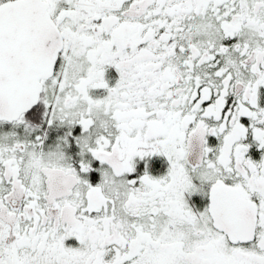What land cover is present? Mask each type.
I'll list each match as a JSON object with an SVG mask.
<instances>
[{"label": "snow or ice", "instance_id": "6c2138e0", "mask_svg": "<svg viewBox=\"0 0 264 264\" xmlns=\"http://www.w3.org/2000/svg\"><path fill=\"white\" fill-rule=\"evenodd\" d=\"M0 264H264V0H0Z\"/></svg>", "mask_w": 264, "mask_h": 264}]
</instances>
